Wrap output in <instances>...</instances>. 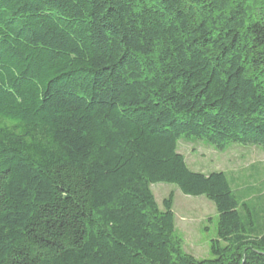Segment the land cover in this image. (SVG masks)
Instances as JSON below:
<instances>
[{
  "label": "trees",
  "instance_id": "1",
  "mask_svg": "<svg viewBox=\"0 0 264 264\" xmlns=\"http://www.w3.org/2000/svg\"><path fill=\"white\" fill-rule=\"evenodd\" d=\"M181 139L264 153V0H0V264H264V215ZM155 184L213 203L210 259Z\"/></svg>",
  "mask_w": 264,
  "mask_h": 264
},
{
  "label": "rangeland",
  "instance_id": "2",
  "mask_svg": "<svg viewBox=\"0 0 264 264\" xmlns=\"http://www.w3.org/2000/svg\"><path fill=\"white\" fill-rule=\"evenodd\" d=\"M178 153L193 172L224 173L238 199L250 208L254 217L264 215V153L260 149L232 145L220 152L205 142L181 139ZM151 191L159 209L169 195L173 196L175 236L182 250L197 260L210 259V241L216 238L217 228L213 203L205 197L184 196L174 185L155 184Z\"/></svg>",
  "mask_w": 264,
  "mask_h": 264
}]
</instances>
